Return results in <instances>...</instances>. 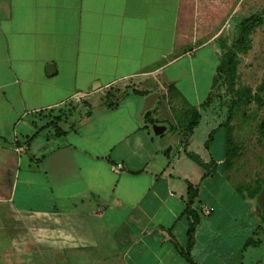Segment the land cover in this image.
<instances>
[{"label": "crops", "instance_id": "0c3cea01", "mask_svg": "<svg viewBox=\"0 0 264 264\" xmlns=\"http://www.w3.org/2000/svg\"><path fill=\"white\" fill-rule=\"evenodd\" d=\"M222 8L0 0V264L261 263L243 250L263 219L226 189L220 156L203 154L193 131L160 139L192 59L220 57L210 10ZM192 158L216 162L205 187L206 167ZM189 183L200 216L190 248ZM225 202L236 213H220Z\"/></svg>", "mask_w": 264, "mask_h": 264}, {"label": "rangeland", "instance_id": "374dc122", "mask_svg": "<svg viewBox=\"0 0 264 264\" xmlns=\"http://www.w3.org/2000/svg\"><path fill=\"white\" fill-rule=\"evenodd\" d=\"M210 12L218 14L220 21L219 29L211 33V37H214L212 43L220 57L207 60L204 56L205 50H202L192 59L193 68L178 80L185 86L183 92L171 91L168 124L172 128L160 139L170 144L176 138L184 139L183 134L189 132L188 124L192 120L193 112L200 110L202 118L193 131L195 143L202 144L200 150L204 149L203 154L210 156L212 153L216 156L215 159L220 156L218 172L226 189L238 192L241 201L246 203L244 213H258L262 218L264 214L259 197L264 190V24L250 34L251 47L239 53L240 63L237 67V88L247 90L259 100L253 99L231 111L227 104L220 102L212 104L207 110L201 105L213 89L216 66L236 39L239 23L252 14L264 13V0H226V9H211ZM195 84L198 85L197 94L193 90ZM160 117L159 115L158 119ZM211 134L213 141L208 150L204 146ZM193 150L198 151L197 148ZM175 152L177 153V148ZM192 159L203 164L202 160ZM187 164L185 162L183 166L185 172L189 169ZM207 171L210 174L204 180V187L208 184L209 177L213 178L215 174L208 169ZM212 190H215L214 185L210 189L204 188L205 202L209 200L207 194ZM234 202L236 201H229V204ZM226 203L228 202L219 206L218 211L225 213L228 208V213H236ZM253 237L255 240L261 238V242L249 244L243 253L247 260L253 257L260 260V264H264V232H257Z\"/></svg>", "mask_w": 264, "mask_h": 264}, {"label": "trees", "instance_id": "16d2710c", "mask_svg": "<svg viewBox=\"0 0 264 264\" xmlns=\"http://www.w3.org/2000/svg\"><path fill=\"white\" fill-rule=\"evenodd\" d=\"M264 24V13L252 14L249 17H245L238 25V34L233 43L229 46L227 51L224 53L218 67L216 70V75L214 78L213 89L206 101L201 105L204 110H207L212 104L220 102L227 104L230 111L235 107L248 103L253 99L259 100L257 97L251 95L247 90L237 88V78L238 72L237 67L240 63L239 53L248 50L251 47L250 34L258 27ZM202 118V113L200 110L193 112L192 120L188 124L189 132L194 131L198 126L200 119ZM213 141L212 134L209 136L207 141V146ZM206 167V170L212 171L216 170V162L211 159L207 164H202ZM208 171L205 177L208 176ZM198 190L193 184H188V203L185 209V214L189 218L190 226L188 230L189 236V247L193 244V237L195 232V227L200 220V216L197 211L193 208V203L197 197ZM263 224L258 225L257 232H264V215L262 216ZM261 239L251 237L247 241V245L251 243H260ZM184 255L188 260H191L189 253L186 251Z\"/></svg>", "mask_w": 264, "mask_h": 264}, {"label": "water", "instance_id": "95a60500", "mask_svg": "<svg viewBox=\"0 0 264 264\" xmlns=\"http://www.w3.org/2000/svg\"><path fill=\"white\" fill-rule=\"evenodd\" d=\"M98 88L99 86L98 87H96V85L94 86V90H97ZM101 98H102L101 93L97 92L93 98V105L95 108H98L99 106H101ZM259 200H260L262 207L264 208V190L261 192Z\"/></svg>", "mask_w": 264, "mask_h": 264}, {"label": "built area", "instance_id": "2783aa9c", "mask_svg": "<svg viewBox=\"0 0 264 264\" xmlns=\"http://www.w3.org/2000/svg\"><path fill=\"white\" fill-rule=\"evenodd\" d=\"M206 211L209 213L211 211V209H207Z\"/></svg>", "mask_w": 264, "mask_h": 264}, {"label": "flooded vegetation", "instance_id": "af4514ba", "mask_svg": "<svg viewBox=\"0 0 264 264\" xmlns=\"http://www.w3.org/2000/svg\"><path fill=\"white\" fill-rule=\"evenodd\" d=\"M263 209V214H264V208H262Z\"/></svg>", "mask_w": 264, "mask_h": 264}]
</instances>
